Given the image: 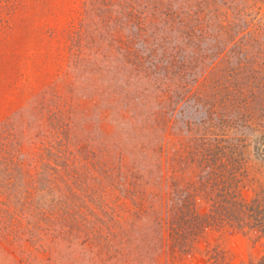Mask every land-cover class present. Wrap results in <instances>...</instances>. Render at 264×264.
I'll return each mask as SVG.
<instances>
[{
	"label": "rangeland",
	"instance_id": "obj_1",
	"mask_svg": "<svg viewBox=\"0 0 264 264\" xmlns=\"http://www.w3.org/2000/svg\"><path fill=\"white\" fill-rule=\"evenodd\" d=\"M225 170L264 193V0H0V264H256L177 219Z\"/></svg>",
	"mask_w": 264,
	"mask_h": 264
},
{
	"label": "trees",
	"instance_id": "obj_2",
	"mask_svg": "<svg viewBox=\"0 0 264 264\" xmlns=\"http://www.w3.org/2000/svg\"><path fill=\"white\" fill-rule=\"evenodd\" d=\"M222 169L225 168L223 167ZM214 173L212 172L213 176H218L219 178L208 176L207 181L203 180L200 183V186L206 187L205 185L210 183L209 180L215 179L217 182L218 192L211 196L206 193L210 201V210L203 215L197 214L194 211L193 200L191 199V208L188 210L189 215L186 216L187 211H183L179 213L180 216L177 219L181 220V223L182 220L185 222V229L187 228L189 233H196L204 226L211 224L209 221H225L238 229H244L245 227L254 229L257 238L264 245V193H257L250 201L245 202L240 198V183L234 172L230 174L225 170V173L224 171ZM179 241L183 243L185 241V246L188 243L187 240H180V238ZM256 264H264V249L262 256Z\"/></svg>",
	"mask_w": 264,
	"mask_h": 264
}]
</instances>
